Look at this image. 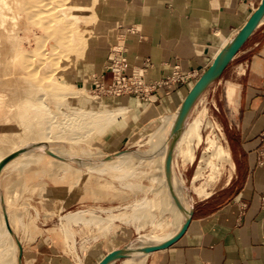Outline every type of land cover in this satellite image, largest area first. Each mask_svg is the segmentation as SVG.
<instances>
[{
	"label": "crops",
	"instance_id": "0c3cea01",
	"mask_svg": "<svg viewBox=\"0 0 264 264\" xmlns=\"http://www.w3.org/2000/svg\"><path fill=\"white\" fill-rule=\"evenodd\" d=\"M260 3L261 0H107L103 24L91 38L88 61L81 65L75 76L80 80L75 84L83 83L81 79L96 68L92 55L96 41L102 39L106 44L107 60L116 33L117 45L112 48L123 50L127 73L133 65L149 60L148 75L154 79L171 74L175 66L183 75L197 74L168 94L160 90L155 102L128 95L98 100V105H106L104 109H124L117 125L98 131L107 151L118 150L152 122L178 112L200 75ZM104 83H110L108 74ZM208 99L215 103L210 108L219 118L223 146L230 153L233 168L224 185L192 204L185 233L168 248L147 254L145 264H264V166L257 165L264 131V21L210 87ZM77 102L74 106L80 107ZM199 146L193 164L198 160ZM172 161L182 159L173 154ZM64 188L54 184L48 189L53 201L48 209L61 214L62 222L67 214L64 212L84 199L83 194ZM47 230L50 228L34 231L33 238L22 248L20 264H74L63 252V238ZM112 234L93 243L94 247L82 257L83 264H98L109 252L123 248L122 233L114 230Z\"/></svg>",
	"mask_w": 264,
	"mask_h": 264
},
{
	"label": "bare ground",
	"instance_id": "6f19581e",
	"mask_svg": "<svg viewBox=\"0 0 264 264\" xmlns=\"http://www.w3.org/2000/svg\"><path fill=\"white\" fill-rule=\"evenodd\" d=\"M92 2L93 0H0V58L5 61L7 66L16 67L15 70L11 71H14L18 79L25 78L31 72L36 74L37 70H39L42 80L46 82L52 81V84L49 85L51 90H49L48 96L55 101L58 115L61 117V120H54V114L43 105L41 100L44 93L39 92V90H42L40 86H25L22 89L19 87L11 90L9 94L13 93V95L19 97L26 93V95H23L26 98L27 94L30 93L29 95L36 97L38 101L34 103L31 99L32 97L28 95L25 102L22 99L21 103V98L18 103L14 102L15 104H13V101L11 102L13 117L6 120L5 123L8 125L15 124L19 128L15 131H4L0 135V162L11 154L17 152L19 154L4 165L0 173L7 166L18 162H24L23 166L25 167L28 165L37 166L43 160L41 159L43 156L42 152H49L59 157L55 159L59 164H66L65 161L68 160L78 165L86 166L90 171L99 172L105 167L117 168L121 163L128 162L129 159L140 160L144 158L148 160L155 157L160 174L157 176V188L154 189L156 197L153 201H137L130 207L129 211L110 212L105 218L96 217L85 211H76L68 216L69 221L81 218V220H96L101 222V225L108 226L113 220L123 222L128 220V218H146L151 221L154 217L147 214V206L148 208L150 206L153 208H155L154 206L158 207L160 219L149 221L153 228L151 232L138 235L137 241L127 246L131 253L120 262V264H145L147 254L141 252V249L146 246L158 245L176 234L185 219L188 218L191 209L190 202L193 200L185 189V179L181 175L176 174L173 161L171 162L170 178L167 179L165 174V160L171 144L172 130L178 112L160 118L153 130L149 129L147 132H141L136 135L140 139L148 136L145 142L149 144V149L143 153L141 151L137 152L138 150L134 152L121 151L109 157H104L103 153L97 154L94 155V158H98L96 159L97 163H95L87 160L91 156L89 157L88 155L87 158L80 154L78 157L77 154H73L69 148L65 149L64 146L58 148L50 147L52 142L62 140L61 138L59 140L56 138L58 134L69 135L74 130L87 128V135L95 136L104 127L117 125L124 114L123 108L100 111L86 110L74 106L65 108L63 106L66 104L67 98L78 97V92H74L71 89L67 96L66 92L55 91L57 88L55 69L59 62V54L65 56V54L74 51L72 48H77L78 44L72 46V42H76V39L82 40L79 38L77 24L79 23L78 21L85 19L87 6ZM263 21L264 17L261 19V22ZM78 26L80 25L78 24ZM104 50L103 45H97L92 49V55L96 58L97 65L105 53ZM37 54L41 56L40 68L34 66L32 61V57ZM55 80L56 83H53ZM57 86L59 87L57 89L60 90V86H63L64 89L66 85L58 84ZM196 102L192 108L195 107ZM205 111L194 118L192 117L186 123L184 121L172 148V155H179L184 165L193 164L195 149L201 142L205 141V149L197 160L196 168L190 180L191 191L199 199H206L212 194L209 188L218 179V175L215 174L214 160L229 163L230 167L233 168L230 153L215 138L216 136L213 137L210 134L205 138L202 136L201 127L203 118L206 115ZM36 112L40 113L37 115ZM62 166L56 165L57 168ZM209 167L212 168L211 173L205 175V170ZM220 172L219 176L221 175ZM17 196L18 192L9 191L7 198L1 199V204L5 206V203L11 202ZM174 197L183 206L182 210L177 207ZM165 213H168V216L164 219L163 215ZM3 216L4 219L0 218V264H8L10 262L14 264L16 261L15 245L12 237H10V235H14V232L10 229L5 208L3 209ZM18 263L20 264L21 261Z\"/></svg>",
	"mask_w": 264,
	"mask_h": 264
},
{
	"label": "rangeland",
	"instance_id": "374dc122",
	"mask_svg": "<svg viewBox=\"0 0 264 264\" xmlns=\"http://www.w3.org/2000/svg\"><path fill=\"white\" fill-rule=\"evenodd\" d=\"M106 1L107 0H93L92 3L88 4L85 19L78 21L80 26L77 24V28H79L77 29L80 36L79 38L82 39L83 42L82 40L76 39V42H72V46L78 44L77 48H72L74 51L65 54V56L59 54V62L55 69V77L57 79L56 87L59 88L57 86L58 84H65L66 86L64 89L63 86H60V90L56 88L55 91H61V93L66 92L67 96L71 89H73L74 92H78V97L75 100L74 98H67V102L63 106L65 108L76 105V101H79L77 102V105L80 106L81 109L96 111L100 109L104 110V108H106L105 104L98 105L96 103L98 100L100 101L105 97L97 99L94 97L95 94H93V91L95 89V82L98 79L97 76L102 74L107 68L106 57L108 54L104 53L101 61L99 60L100 63L96 65L97 67L95 70L87 77L81 79V81H83V83L81 82L82 84H75L77 80H80L78 79L79 77L75 78V76L84 66V62L88 61L91 38L97 34V31L103 24V10L106 6ZM81 45H83V47H81ZM97 45H103L106 49V44L102 39L96 41L92 49ZM114 45H117V33L115 34L114 41L109 46V51ZM40 59L41 56L38 54L32 57L34 66L37 68H40L41 66L39 65ZM15 69V66H7L5 61L0 58V135H2V132L4 131H15L19 128L15 124L8 125L5 123L6 120L13 117L11 102L13 101V104H15L14 102L18 103L21 101L22 103V99L24 100L23 102H25V99L30 94L28 93L26 98L23 96L26 95V93L20 95L21 97H17L13 95V93L9 94L11 90L19 87L22 89V87L25 86H40L42 90H39V92L44 93L41 102H43V105L54 114V120H61V117L58 115V108L57 105H55V101L48 96L49 90H51L49 89V85L52 84V81L46 82L42 80L41 72L39 70H37L36 74L31 72L25 78L18 79L14 74V71H11ZM217 81L218 80L215 82ZM215 82L207 87L198 98L199 100H196L195 107L191 108L189 111L185 123L190 121L192 117L194 118L206 110V115L203 118V124L201 127L202 136L204 138L209 134L211 136L213 135V137L216 136L215 138L223 144L222 131L218 122L219 118L217 113L210 108V104L215 103L208 99V91ZM53 83H56V80ZM29 96L32 97L31 99L34 103H37L38 100L36 97ZM39 113L40 112H36L37 115ZM156 121L135 133L125 142L124 146L113 152L107 151L104 142L102 141V136H99L98 133H96L95 136H90L91 134L88 136L87 128L74 130L69 135L58 134V137L56 138L58 140L61 138L62 140L59 142H52L50 147L58 148L64 146L65 149L69 148V150L73 154H77L78 157L80 154L87 158L88 155L89 157L91 156L93 160L91 158V160H87L95 163H97L96 159L98 158H94V155L97 154L103 153L102 155H104V157H109L121 151L134 152L138 150L137 152L141 151L143 153L149 149V144L145 142L147 141L148 136L140 139L136 135L141 132H147L149 129L153 130L157 126L158 121ZM205 146V141L201 142L198 149V158L203 154L202 152L204 151ZM41 154L43 155L41 158L43 160L39 165H28L25 167L23 166L24 162L14 163L11 166H7L6 169L1 172L0 176V218L4 219L3 209L5 208L7 218L11 225L10 229L14 232V235H10L13 239L16 252V261L14 264H19L18 262L21 259L24 247H26L31 238H33L31 235L34 231L37 233L39 228H50V230H47L46 232L55 237L59 236L60 238H63V243L65 245L63 251L64 254L71 257L74 264H83V255L87 252L89 253L91 246L94 247L93 243L96 240H101L103 237L108 238L114 230H117L118 234L122 233L124 238L123 248H125L129 244L136 242L139 237L138 235L150 233L153 229L150 222L160 219L159 208L156 206H154L155 208L151 206L148 208L147 206V214L154 217L151 221L146 218H144L145 220L128 218V220L123 222H120V220H113L108 226H104V224L101 225V222L96 220H81V218H76L74 221L68 220V216L70 213H74V211H85L96 217L105 218L110 212L119 213L121 211H129L130 207L137 201H153L156 197V191H154V189L157 188V176L160 174L155 157L148 160L144 158L140 160L129 159L128 162L121 163L117 168L105 167L99 172L90 171L86 166L78 165L77 163L68 160L65 161L66 164H59V162L55 160L58 158L50 155L49 152H42ZM56 165H63V168H57ZM196 165L197 161L191 167L189 164L184 165L182 162H174L176 174L181 175L185 179V189L193 199L190 202V208L195 201L201 200L191 191L190 180ZM214 165L215 174L218 175V179L210 186L209 189L211 192L224 185L231 171L229 163L217 162L214 160ZM186 168L189 169L184 173ZM207 169L205 170V175L210 174L212 170L211 167ZM219 172L221 174L220 176ZM47 184L50 186H47ZM54 184L57 186H65L64 189H67V192L69 190L70 193H73L74 190V192H79L84 195L81 204L68 210L70 212H64V214H67L64 217L65 221L63 222L61 221L62 218L60 220L61 214H56L48 209V206L53 202L48 189ZM9 191L18 192V196L11 202H7V204L5 203V206H3L1 204V199H6ZM167 216L168 213H165L163 218L165 219ZM72 223L74 224L70 226L69 224ZM42 232L43 231L40 233ZM120 262L121 260H118L113 264H120ZM8 264H11V262Z\"/></svg>",
	"mask_w": 264,
	"mask_h": 264
},
{
	"label": "water",
	"instance_id": "95a60500",
	"mask_svg": "<svg viewBox=\"0 0 264 264\" xmlns=\"http://www.w3.org/2000/svg\"><path fill=\"white\" fill-rule=\"evenodd\" d=\"M263 17H264V0H261L260 5L251 14L250 18L245 23V25L237 32V34L233 37V39L220 50V52L217 54V56L215 57L211 65L200 75V77L194 83V85L188 92L187 96L183 100L178 110V113H177V118L175 120L174 127L172 130L173 136L171 139V144L169 146V150H168L166 160H165V174H166L167 179H169L171 175V162H172V153H173L172 148H173L176 138L178 137L181 131V127L184 124V121L187 115L189 114V111L193 107L196 100L207 89V87L211 83L218 80V78H220L221 74L223 73L227 65L230 63L232 58L239 51V49L242 47V45L245 43L248 37L253 33L255 28L260 24L261 19ZM18 154H19L18 152L11 154L5 157L3 160H1L0 171L4 167V165H6L10 160H12ZM49 154L54 156L51 153ZM56 158H59V157H56ZM174 199H175V203L177 207L182 210L183 206L177 201L175 197ZM191 216H192V210L190 209L188 218L185 219V222L182 224V226L180 227V229L178 230L176 234H174L172 237H170L169 239L165 240L164 242L158 245L146 246L142 248L141 252L149 254L153 251L165 249L171 246L185 233L188 227V224L190 222ZM6 223H7V220H6ZM7 226L9 227L8 223H7ZM129 253H131V251L128 250L127 247L113 250L109 252L108 254H106L98 262V264H109L111 262L122 260L125 257H127Z\"/></svg>",
	"mask_w": 264,
	"mask_h": 264
},
{
	"label": "built area",
	"instance_id": "2783aa9c",
	"mask_svg": "<svg viewBox=\"0 0 264 264\" xmlns=\"http://www.w3.org/2000/svg\"><path fill=\"white\" fill-rule=\"evenodd\" d=\"M151 63L143 60L140 65H133L131 72L127 73V60L121 47L112 48L107 59V68L97 76L93 94L95 98L133 96L144 102H155L160 90L168 94L179 84H185L195 78L197 74L190 72L181 74L179 67L175 66L171 74H162L154 79L148 75ZM110 77V83L105 85L104 77ZM262 147L258 153L257 165L264 166V131L261 134ZM264 204V198L262 200Z\"/></svg>",
	"mask_w": 264,
	"mask_h": 264
}]
</instances>
